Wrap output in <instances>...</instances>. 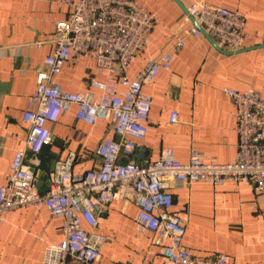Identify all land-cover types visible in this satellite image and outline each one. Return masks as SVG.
<instances>
[{
	"label": "crops",
	"instance_id": "1",
	"mask_svg": "<svg viewBox=\"0 0 264 264\" xmlns=\"http://www.w3.org/2000/svg\"><path fill=\"white\" fill-rule=\"evenodd\" d=\"M137 1L155 13L156 24L145 51L132 59L131 79L147 59L173 47L174 31L190 0ZM211 2L247 17L243 47L233 52L204 34L188 38L186 47L174 54L171 68L144 86L152 96L149 130L145 139L137 141L131 160L159 159L169 147L182 161H188L194 149L218 163L235 158L239 141L235 106L224 88L264 93V0ZM69 14L68 6L47 0H0V186L8 182L16 151L26 146L29 127L24 112L36 89L37 72L52 50L48 41L54 36V23ZM39 41L41 46L35 44ZM93 76L105 79L84 56L66 65L58 81L66 90L85 92ZM173 110L178 112L176 123L170 122ZM76 111L73 106L48 123L52 142L41 152L27 151L26 162L37 171L41 191L47 189L53 162L74 153L75 172L98 167L97 145L116 136L109 121L90 125L78 120ZM170 190L173 211L186 220L184 244L194 254L219 251L229 256L231 264H264V194L250 183L232 180L224 185L195 181ZM137 214L135 203L117 198L99 216L95 232L103 237L101 264H161L154 236L138 229ZM63 222L45 205L11 211L0 227V264H43L47 246L62 239Z\"/></svg>",
	"mask_w": 264,
	"mask_h": 264
},
{
	"label": "built area",
	"instance_id": "2",
	"mask_svg": "<svg viewBox=\"0 0 264 264\" xmlns=\"http://www.w3.org/2000/svg\"><path fill=\"white\" fill-rule=\"evenodd\" d=\"M47 1L68 6L70 14L55 21L54 36L48 41L52 50L37 72L36 89L24 112L29 127L26 146L16 151L8 182L0 186V227L11 211L45 205L64 222L62 239L47 246L43 264H101L103 237L95 232L98 218L115 199L122 198L138 206L137 227L153 234L161 264H231L224 252L198 255L184 244L186 220L173 211L170 189L195 181L224 185L232 180L250 183L264 194V93L224 88L235 106L239 137L237 154L229 163L211 161L196 149L188 161H182L170 147L159 159L145 163L131 157L137 141L145 139L149 130L152 96L144 92L145 84L171 68L174 54L186 47L190 36L204 34L220 47L238 51L245 43L247 17L211 0H190L174 31L173 47L147 59L131 79L132 59L145 51L155 27L154 12L137 0ZM35 44L41 46L42 42ZM84 56L105 79L91 77L85 92L66 90L58 77L66 65ZM73 106L78 120L90 125L107 120L116 136L105 137L97 145L98 167L75 172L73 153L56 163L47 189L41 191L36 173L26 162L27 151L39 153L51 143L48 123ZM178 120V112L173 110L170 122Z\"/></svg>",
	"mask_w": 264,
	"mask_h": 264
},
{
	"label": "water",
	"instance_id": "3",
	"mask_svg": "<svg viewBox=\"0 0 264 264\" xmlns=\"http://www.w3.org/2000/svg\"><path fill=\"white\" fill-rule=\"evenodd\" d=\"M55 169H56V163L53 162L50 169H49V174L52 175L55 172ZM32 171L35 172L37 177H38V173L34 168H32Z\"/></svg>",
	"mask_w": 264,
	"mask_h": 264
}]
</instances>
